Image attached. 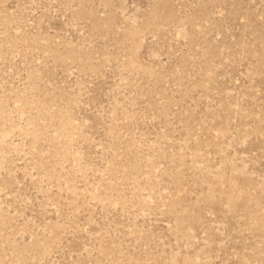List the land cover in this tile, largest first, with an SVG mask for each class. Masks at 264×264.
<instances>
[{"label":"rangeland","instance_id":"rangeland-1","mask_svg":"<svg viewBox=\"0 0 264 264\" xmlns=\"http://www.w3.org/2000/svg\"><path fill=\"white\" fill-rule=\"evenodd\" d=\"M0 264H264V0H0Z\"/></svg>","mask_w":264,"mask_h":264}]
</instances>
